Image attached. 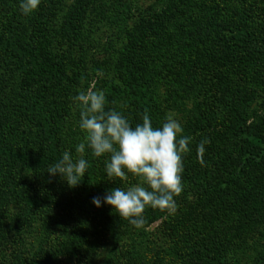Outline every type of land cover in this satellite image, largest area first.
<instances>
[{
  "label": "rangeland",
  "instance_id": "1",
  "mask_svg": "<svg viewBox=\"0 0 264 264\" xmlns=\"http://www.w3.org/2000/svg\"><path fill=\"white\" fill-rule=\"evenodd\" d=\"M97 90L132 126L171 114L191 138L174 212L146 207L137 226L95 207L139 179L109 180L87 147L75 187L47 173L80 157L73 97ZM257 137L264 0H41L29 16L0 0V264H264Z\"/></svg>",
  "mask_w": 264,
  "mask_h": 264
},
{
  "label": "clouds",
  "instance_id": "2",
  "mask_svg": "<svg viewBox=\"0 0 264 264\" xmlns=\"http://www.w3.org/2000/svg\"><path fill=\"white\" fill-rule=\"evenodd\" d=\"M40 4L41 0H19V10L29 16ZM73 102L80 109L78 126L84 133L83 142L75 148L80 157L73 158L65 151L48 167L49 176H61L70 187L78 185V177H83L88 168L83 158L87 147L95 157L109 154L105 162L109 180L124 179L129 173L139 179L135 185L109 190L103 198L94 197L95 207L110 206L119 217L137 226L143 223L146 207L174 212L175 197L183 191V154L190 151L191 142L174 115H167L160 127H153L145 113L142 123L132 126L121 112L106 110L103 91H80ZM206 144L203 140L197 145L198 157H203Z\"/></svg>",
  "mask_w": 264,
  "mask_h": 264
},
{
  "label": "trees",
  "instance_id": "3",
  "mask_svg": "<svg viewBox=\"0 0 264 264\" xmlns=\"http://www.w3.org/2000/svg\"><path fill=\"white\" fill-rule=\"evenodd\" d=\"M240 28H243L244 30H246V29L248 28L247 23L241 22V24H240ZM124 62H125V67H124L125 71L130 70V68L128 67V65H127V63H126V60H124ZM47 71H48V69H47ZM50 74L52 75V73H50ZM53 76H55V75H53ZM249 143H250V145H251V148H254V149L259 148L261 145L264 146L263 139H262V138H259V137H257V138H253V139L249 140ZM249 160H250V159H247L246 161L249 162ZM250 161H251V160H250ZM231 176H232V175H230V177H231ZM230 177L228 178V180L230 179ZM228 180H227V181H228Z\"/></svg>",
  "mask_w": 264,
  "mask_h": 264
}]
</instances>
